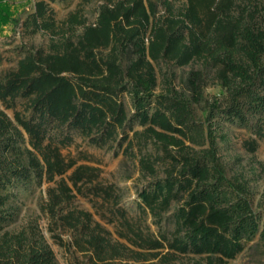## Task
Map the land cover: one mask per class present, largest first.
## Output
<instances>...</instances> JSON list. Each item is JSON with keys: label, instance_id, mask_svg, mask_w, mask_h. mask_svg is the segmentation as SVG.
Returning <instances> with one entry per match:
<instances>
[{"label": "trees", "instance_id": "1", "mask_svg": "<svg viewBox=\"0 0 264 264\" xmlns=\"http://www.w3.org/2000/svg\"><path fill=\"white\" fill-rule=\"evenodd\" d=\"M56 1H37L24 26L50 33L58 43L47 52L30 50L0 81V101L10 108L8 102L20 98L30 114L26 119L14 113L13 126L0 112V232L15 214L8 208L9 189L40 187L59 178V191H48L50 219L85 234L74 244L80 252L93 254L92 264L118 259L123 246L111 243L90 212L63 209L74 198L63 180L81 195L114 201L115 207L117 195L112 187L101 185L84 193L80 185L96 179L93 169L78 165L62 150L73 144V132L96 148L126 142L129 149L128 124L142 127L133 135L145 134V141L152 140L169 162L163 177L139 192L141 204L157 224L172 203L179 205L172 238L134 233L132 244L149 252L167 249L206 256L209 264L234 259L256 236L264 244V213L253 210L245 182L226 176L217 154V139L224 141L225 135L212 121L220 117L249 126L257 118L255 135L264 140V0H107L93 23L71 13L61 26L48 9ZM174 1L182 5L174 8ZM130 53L134 57H127L124 67L122 57ZM162 61L201 66L188 75L190 97L171 87L167 94L155 95L154 64ZM204 71L213 72L225 104L211 105L205 122L198 124L191 104L201 100ZM124 94L131 99V117L121 101ZM255 145L254 140L250 151ZM161 159L140 161L142 171L155 178ZM117 212L122 224L131 228L125 211ZM0 264L57 263L38 227L29 226L1 233Z\"/></svg>", "mask_w": 264, "mask_h": 264}, {"label": "rangeland", "instance_id": "2", "mask_svg": "<svg viewBox=\"0 0 264 264\" xmlns=\"http://www.w3.org/2000/svg\"><path fill=\"white\" fill-rule=\"evenodd\" d=\"M39 0H0V81L7 73L17 67V62L33 49L49 50L52 43H58V38H52L50 33L43 31L33 32L32 28H25L24 23L29 15L35 11V3ZM46 1V0H45ZM107 0H59L48 4L57 25L62 24L69 14L78 13L87 24L93 23L97 17L98 9ZM174 8L182 5L179 1L173 2ZM159 13L161 8H158ZM17 20V22H14ZM30 23V22H29ZM81 32L78 28L76 34ZM133 54L122 57L125 67L128 58ZM157 86L155 95L167 94L171 87L174 91L184 93L190 97L187 79L191 71L200 70L199 64L177 67L173 63L159 62L154 64ZM128 117H131L133 108L131 99L127 94L121 96ZM225 104V95L214 78L212 71H204L203 90L201 100L197 104H191L195 121L204 123L211 105ZM7 107L0 101V112L16 126L14 113L18 112L24 118H29L26 112V103L18 98L14 102H8ZM216 123L218 133L225 135L224 141L217 139L218 157L229 179H238L247 184L249 200L254 211L264 213V140L257 139L255 129L257 118L251 120L249 126L238 123L226 122L224 118L216 117L212 120ZM126 132L131 139V147L128 149L126 142L121 146L109 144L105 148H96L88 143V140L80 137L76 132L72 133L73 144L62 150L66 157L74 158L78 165H87L93 169L96 179L91 184L80 185L84 193L93 185L112 187L118 197L115 207L114 201H103L102 198L83 196L72 187L65 178L63 181L72 189L73 200L62 207L67 210H83L92 214L93 220L101 225L108 233V238L113 244L122 245V255L112 264H209L206 256L193 254H177L168 252L167 249L157 252H149L137 248L133 243L134 233H140L145 238L159 239L161 233L168 238L173 237L174 213L179 206L172 203L170 210L162 215L160 224L155 221L150 212L145 209L139 199V192L148 188L151 182L163 177V169L169 163L163 152L152 140L145 141V134L134 136L133 131H143L137 125L131 127L127 124ZM26 138V136H24ZM256 141L254 151H250L251 142ZM186 145H189L186 143ZM190 146V145H189ZM128 149V150H127ZM170 148L171 153H175ZM162 158L156 167V177H149L142 171L141 162ZM12 159V156L8 157ZM62 179L56 178L55 182L43 183L40 187L29 185L15 186L8 190L11 195L8 208L15 212L13 220L4 228V231L14 233L29 226H36L41 231L46 242L52 249L57 264H92L93 254L82 253L75 247V239L85 236L82 232H72L61 226H56L46 212L48 204V191H59V183ZM117 209L125 211V219L131 228L122 224ZM113 221V222H109ZM0 232V235L1 233ZM124 235V236H121ZM124 237V238H122ZM61 241V245L58 244ZM82 241V240H80ZM132 242V243H131ZM217 263V261H214ZM224 264H264V244L256 236L245 244L244 249L234 259Z\"/></svg>", "mask_w": 264, "mask_h": 264}]
</instances>
